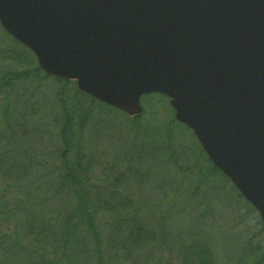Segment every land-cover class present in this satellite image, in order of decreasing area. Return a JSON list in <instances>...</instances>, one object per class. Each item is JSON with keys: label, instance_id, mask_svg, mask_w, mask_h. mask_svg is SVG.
Masks as SVG:
<instances>
[{"label": "rangeland", "instance_id": "obj_1", "mask_svg": "<svg viewBox=\"0 0 264 264\" xmlns=\"http://www.w3.org/2000/svg\"><path fill=\"white\" fill-rule=\"evenodd\" d=\"M139 104L142 111L133 121L80 93L74 81L47 76L0 26V234L9 235L0 264H49L58 256L41 262L40 248L47 243L35 231L54 206L50 176L61 168L64 152L93 201L113 206L96 215L100 244L87 240L88 249L102 254L100 264H182L186 253L198 251H208L211 264H257L262 254L264 259L258 213L211 164L192 131L174 120L169 99L151 94ZM125 200L126 210L119 206ZM120 218L138 220L149 233L141 251L129 246L130 231L121 235L115 227ZM23 234L39 254L19 251ZM48 241L45 254L57 247Z\"/></svg>", "mask_w": 264, "mask_h": 264}, {"label": "water", "instance_id": "obj_2", "mask_svg": "<svg viewBox=\"0 0 264 264\" xmlns=\"http://www.w3.org/2000/svg\"><path fill=\"white\" fill-rule=\"evenodd\" d=\"M0 26L129 118L167 97L264 224V0H0Z\"/></svg>", "mask_w": 264, "mask_h": 264}, {"label": "trees", "instance_id": "obj_3", "mask_svg": "<svg viewBox=\"0 0 264 264\" xmlns=\"http://www.w3.org/2000/svg\"><path fill=\"white\" fill-rule=\"evenodd\" d=\"M133 119V121L138 120L137 117ZM70 121L72 120L69 116H66L65 124L70 125ZM15 125L19 127L20 123L16 122ZM65 131L66 129H63L61 134L66 147L65 151H68L70 142L64 138ZM22 136L25 135L23 134ZM22 136L18 140L24 143L25 137ZM65 153L62 158V166L58 168V173L56 175L51 174L50 176V186L53 187L52 196L55 200L54 206L48 214L42 215L43 219L39 221L37 230L35 231L38 234H42L47 243L43 248H40L42 252L40 260L43 263L54 253L58 256L52 260L49 259V264H90L91 260H94L93 264H100V260L103 262L102 254L97 249H88L89 244L87 240L92 238L96 243L100 244V234L96 229V215L101 210L113 211V206L107 201H102L100 198H96V202L93 201V198L89 195V190L85 189L86 186L79 180L78 171L68 165ZM119 206L126 210L129 207V203L125 200L119 203ZM120 219L115 222V227L120 229L121 235L127 234L130 231L129 246L132 247L134 253L141 251L142 238L143 236L144 238H148L149 233L145 232L143 224L138 220ZM121 226L123 227L121 228ZM15 228L14 226L11 232L14 236L16 234ZM0 235V247H5V240L9 239V235L7 233ZM48 240L55 242L57 246L56 248L53 246L51 254H45L44 251V248L48 247ZM22 241L25 247L19 251L23 252L25 256V252H30L28 251L30 248L35 250L33 253L39 254L40 251L36 248L35 242L31 241L26 234H23ZM14 246H16V243ZM1 249L4 250V248ZM189 252L195 254L194 250ZM195 255L192 256L186 253L183 260H181L182 264H211L212 262L208 251H198ZM262 255L257 258V264H264Z\"/></svg>", "mask_w": 264, "mask_h": 264}]
</instances>
